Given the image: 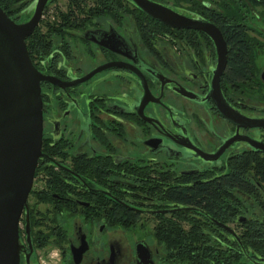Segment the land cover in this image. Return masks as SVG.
<instances>
[{"label": "flooded vegetation", "instance_id": "obj_1", "mask_svg": "<svg viewBox=\"0 0 264 264\" xmlns=\"http://www.w3.org/2000/svg\"><path fill=\"white\" fill-rule=\"evenodd\" d=\"M34 1L0 6L22 23ZM55 1L33 32L31 59L49 79L18 264H264V125L252 124L264 120V67L243 24L155 0L221 31L218 73L223 56L202 30L129 0H83L68 22L45 21Z\"/></svg>", "mask_w": 264, "mask_h": 264}, {"label": "water", "instance_id": "obj_2", "mask_svg": "<svg viewBox=\"0 0 264 264\" xmlns=\"http://www.w3.org/2000/svg\"><path fill=\"white\" fill-rule=\"evenodd\" d=\"M129 1L144 14L166 25L207 33L223 56L218 68V73L221 72L226 44L221 31L212 22L181 15L155 0ZM47 2L35 0L31 18L22 23L15 22L0 6V264H18V224L42 153L40 82L49 78L33 64L26 39L39 24ZM215 87L219 91L217 79ZM219 97L218 106L226 115V102L221 94ZM252 124L264 125V120Z\"/></svg>", "mask_w": 264, "mask_h": 264}, {"label": "rangeland", "instance_id": "obj_3", "mask_svg": "<svg viewBox=\"0 0 264 264\" xmlns=\"http://www.w3.org/2000/svg\"><path fill=\"white\" fill-rule=\"evenodd\" d=\"M168 1L172 7H185L189 12L199 13V7L208 4L214 10L227 15L230 19L238 20L243 24L245 36L249 39L252 50L254 49V59L256 70L260 71L264 67V6L255 0H159ZM200 3L193 5V2ZM68 5L65 0H56L46 11V19L57 17L58 12H65ZM45 23L40 28L44 29ZM260 50V51H259ZM260 54V55H259ZM252 57V55H251ZM260 69V70H259Z\"/></svg>", "mask_w": 264, "mask_h": 264}, {"label": "trees", "instance_id": "obj_4", "mask_svg": "<svg viewBox=\"0 0 264 264\" xmlns=\"http://www.w3.org/2000/svg\"><path fill=\"white\" fill-rule=\"evenodd\" d=\"M69 3H68V9H67V11L66 12H62V11H60V12H58V16H59V18L60 19H62L63 21H69L70 19H69V16H70V14L71 13H73V9H72V7L73 6H76V7H78L79 5H80V3L83 1V0H67ZM258 4H260V5H262V6H264V0H255ZM111 4H112V6H115V4H118V5H121L122 3L120 2V1H117V0H112V2H111ZM196 4V5H195ZM200 3H198L197 4V2L195 1V2H193V5H195V6H197V5H199ZM201 7H202V3L200 4V7H199V10L201 9ZM6 8V7H5ZM7 8H10V6H7ZM112 12H116L115 10H112ZM118 12V11H117ZM241 37V36H240ZM241 39V38H240ZM39 41H40V37H39V35L37 34V33H33L32 35H30L29 37H27V39H26V46H27V50H28V53H29V55H30V57H32L31 56V47H32V45L34 44V43H36V42H38L39 43ZM245 43L243 42V41H240V42H238V45L240 46V47H243V45H244ZM41 45V44H40ZM36 48V47H35ZM34 49V48H33ZM40 50H42V48H38V49H36V51H35V53H40L41 51Z\"/></svg>", "mask_w": 264, "mask_h": 264}]
</instances>
